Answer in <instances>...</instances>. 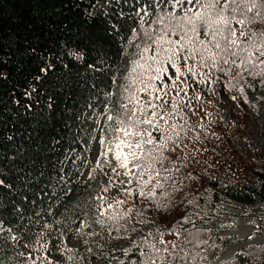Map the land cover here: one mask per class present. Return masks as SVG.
Instances as JSON below:
<instances>
[{"label":"snow or ice","instance_id":"obj_1","mask_svg":"<svg viewBox=\"0 0 264 264\" xmlns=\"http://www.w3.org/2000/svg\"><path fill=\"white\" fill-rule=\"evenodd\" d=\"M127 2L132 13L141 22L138 25L139 31L132 29L134 41L138 40L140 43L133 44L138 51L135 53L137 58L132 60L131 79L139 85L136 92L143 93L144 96L141 98L132 93L128 99L134 102L133 108L122 105L127 109L122 115L106 116L112 123L105 129L104 138L99 141L103 150L98 153L96 167H100L102 159L113 174L100 189L102 192L107 193L110 188L119 185L118 194L123 193L128 198L139 196L150 204L143 210L134 205L133 208L121 212L117 209L126 204L127 199H115L114 203L107 204L105 197L96 195L94 199L102 203L95 205V219L89 222L87 214L84 215L75 229L77 238L98 236V232L85 231L91 229L93 223L104 229L111 222L112 227L119 225L115 227L116 231L123 229L127 232L128 228L120 225V221L132 219L133 211L137 217L142 218L138 223L157 224V218L163 220L164 214L172 210L174 204L168 194L162 193L158 198L157 190H163L171 173L179 171L177 161L180 158L173 156L180 147L178 141L183 126L169 122L176 116L184 118L181 115V106L190 107L191 101L187 94L189 90H193L194 83L208 84L214 70L235 80L236 83L231 88L242 95H246V88L253 92L264 91V0ZM132 18L129 15V19ZM121 19L123 13H120L116 23L103 29L106 36L118 33L124 27L120 24ZM145 23L154 27L148 30L144 28ZM118 24L120 27H117ZM83 40L94 45L97 53L95 57L91 56L87 45L82 41L59 44L55 51L30 46L24 50L22 59L13 61L16 65L15 71L22 75L26 72V75L23 83H14L9 92L15 111L6 110L13 112L12 121L4 122L0 117V123H3L0 128V161L4 162L0 163V236H3L5 242L11 241L15 248L20 249L15 253L19 258L17 264H65V254L70 264L77 258L76 252L80 246L87 253H92L87 239H81L79 245L69 247L66 234L61 232L57 235L53 225L47 221L41 225L39 232L34 233L29 227L33 224V217H41L43 208L29 215L25 206L35 208L37 201L43 204L46 197L51 201L57 194V188L67 196L72 191L69 187L71 175L70 170L65 171L64 161H59V167L54 166L53 173L48 175L49 182L37 191L33 186L40 185L41 178L45 177V170L44 167L34 169L37 161L28 153H38L40 146L37 144L34 149L26 147L24 141L31 144L33 133L27 129L21 131L22 124L20 128L16 125L18 118L29 117L41 103L44 105L41 112L46 108V119L51 122L56 112V94L62 91L61 87L50 83V78L57 76V73L82 67L95 76L105 74L111 69V65L104 58V39L100 36H85ZM8 47L11 48V45ZM0 53V83H12L11 72L5 71L9 61L4 57L15 53L4 52L2 48ZM218 79L219 77L216 78ZM216 80L212 82L215 83ZM92 86L95 87V84ZM124 90L129 91L127 87ZM194 98L199 102V93ZM232 99L235 100L236 97L233 96ZM58 143L59 140L53 137V149ZM166 162L171 164L170 168L164 167ZM162 171L164 175L161 174ZM88 179L94 180L95 176L90 173ZM53 180L56 181L55 184L51 183ZM126 183L128 187H124ZM133 183L136 188L131 187ZM172 187L175 193L181 191L176 185ZM48 189H52L51 194ZM188 203L191 204L192 201ZM9 208L10 214L18 222L13 227L5 228L3 213ZM146 212L154 215L148 216ZM25 219L27 224L24 223ZM7 222L11 224V220ZM36 223L39 224V220ZM183 223H192L195 226L188 216L177 221V225ZM132 231L136 229L133 228ZM155 233L161 246L148 243L149 250L144 251L136 245L138 259L133 264H194L199 253L193 255L185 247H178L177 243L164 240L165 233L159 226ZM169 234H173L171 230ZM174 234L179 237L181 232L176 231ZM148 235L151 236L152 232ZM196 236V233L188 232L184 237V244H192ZM121 251L125 256L129 255L128 249ZM245 256L243 250L234 251L232 254L233 258ZM80 260L85 261L88 258L80 257ZM242 264H247V260L242 259ZM261 264H264V260Z\"/></svg>","mask_w":264,"mask_h":264},{"label":"trees","instance_id":"obj_2","mask_svg":"<svg viewBox=\"0 0 264 264\" xmlns=\"http://www.w3.org/2000/svg\"><path fill=\"white\" fill-rule=\"evenodd\" d=\"M95 3V0H0V48L4 52L15 53L4 57L9 61L5 71L11 72L12 80V83H0V117L4 122H11L13 119V112L6 109L15 111L9 92L14 83H23L26 75V72L22 75L15 71L16 65L13 61L22 59L24 50L30 46L55 51L59 44L65 42L75 44L83 41L91 56L95 57L97 53L94 45L84 41L83 38L100 36L104 39V58L111 65L108 72L95 76L82 67L57 73L59 79L54 76L50 78V83H55L62 88V91L56 94V112L51 122L46 119L47 109L45 108L43 112L40 110L44 108L43 103L39 108L34 109L29 117H20L16 120L17 128L22 124L21 131L27 129L33 133V142L29 144L25 140V146L29 149H34L37 144L40 146L38 153H28L37 161L34 169L39 170L44 167L45 170V177L41 178L40 185L33 187L39 191L43 184L48 183V175L53 173L54 166L59 167V161H64L65 171L70 170L71 175L69 187L72 191L67 196L57 188V194L51 198V201L46 197L43 204L38 200L35 208L25 206L29 215L43 208L41 217H33V224L29 225L34 233L39 232L41 225L47 221L53 225L57 235L63 232L68 239L80 225L85 214L89 222L95 219L93 215L95 205L102 203L94 199L96 195L105 197L107 204L114 203L115 199H127V203L117 209L121 212L133 208L134 205L143 210L150 204L139 196L128 198L123 193L119 198H115L113 193L116 188H110L107 193L102 192L100 189L113 174L102 159L99 168L96 167L98 159L95 164H90L87 150L83 145L86 119H97L101 140L104 138L105 129L112 123L106 119V116L122 115L127 111L122 105L133 108L134 102L128 99L132 93H136L141 98L144 96L143 93L136 92L139 85L133 83L131 79L132 60L137 58L135 53L138 51L133 44L140 43L138 40L134 41L132 29L139 31L140 20L132 13L127 0H121L106 15L90 16ZM120 13H123L120 24L124 27L118 33L106 36L103 29L116 23ZM129 15L133 18L129 19ZM117 27L120 25L118 24ZM151 27L154 26L144 24V28L148 30H151ZM8 45H11V48ZM213 80L216 82L213 83ZM235 83L236 81L231 80L230 77L213 70L208 84L194 83L193 90L188 91L190 107L181 106V115L184 118L180 119L176 116L169 122L183 126L178 141L180 147L173 156L180 158L177 161L179 171H173L169 180L165 182L164 189L157 190V197L160 198L162 193H167L174 207L164 214L163 220L157 218L156 227L159 226L164 231V240L177 243L178 247H185L193 255L199 253L194 264H207L208 255L217 248L215 245L217 241L213 239L212 232L206 229L205 221L202 219L215 217L222 208H227L233 203L251 207L257 216H264V150L253 152L247 149L242 152L234 142L235 126L226 124L219 109L224 98L233 100L232 97L235 96L239 106L236 103L234 105L241 112L244 131L247 132L250 129L249 107L264 103V91L253 92L246 88V95H242L231 88ZM93 84L95 87L92 86ZM126 87L129 89L128 92L124 90ZM197 93L200 96L199 102L194 98ZM2 127L3 123H0V128ZM154 135L159 134L154 133ZM53 137L59 140L54 149ZM102 150L101 144L100 151ZM0 163L4 162L0 161ZM164 167L170 168L171 164L166 162ZM106 170L110 171V175ZM90 173L95 176L94 180L88 179ZM33 174L35 175V171ZM161 174L165 173L162 171ZM51 183L55 184L56 181L53 180ZM152 183L154 184L155 181ZM173 185L181 191L173 192ZM131 187L136 188V184ZM47 191L51 194L52 189ZM189 201L192 203L189 204ZM5 202L7 203V198ZM108 211L111 213V210ZM3 215L5 228L13 227L18 222L17 218L10 214V208ZM146 215L154 214L146 212ZM183 216H188L194 221L195 226L193 227L192 223L177 225V221ZM132 217L120 221V225L128 228L127 232L123 229L116 231L115 227L119 225L112 227L111 222H108L104 229L94 223L91 229H85L86 232L100 233L98 236H90L91 242L88 247L92 249V253H87L81 246L79 262L75 260L70 264H88L89 261L91 264L93 258L102 255L106 250H113L125 238L136 237L137 245L144 251L149 250L148 243H157L160 247L156 233L154 236H149V232L146 231L149 224L138 223L137 221L142 218L137 217L135 211ZM8 220H11V224L7 222ZM37 220L39 224L36 223ZM24 223H28L27 219ZM133 228L136 231H132ZM169 230L173 234H169ZM176 231L181 232L179 237L174 234ZM188 232L196 233L197 236L192 244L185 245L184 237ZM17 250L20 249L15 248L11 241L5 242L3 236H0V264H17L19 260L15 256ZM243 252L246 254L244 258H231L223 264H242V259H246L247 264H261L264 260V246L249 247ZM80 257H87L88 260L82 261ZM137 259L138 252L134 247L127 256L119 253L115 257H108L106 264H133ZM65 264H69L66 259Z\"/></svg>","mask_w":264,"mask_h":264},{"label":"rangeland","instance_id":"obj_3","mask_svg":"<svg viewBox=\"0 0 264 264\" xmlns=\"http://www.w3.org/2000/svg\"><path fill=\"white\" fill-rule=\"evenodd\" d=\"M121 0H95V4L92 6L90 13L100 15L101 13H110L112 9ZM239 102L224 98L219 105V109L222 118L226 124H233L234 128V142L236 146L245 152L247 149H251L256 152L260 149L264 150V103L249 107V131H244L243 118L239 108H235L234 104ZM84 137L83 145L87 150L88 162L95 164L98 159V153L101 150L100 135L97 119L85 120L84 123ZM244 131V132H242ZM94 137V138H93ZM255 157V156H254ZM256 158V157H255ZM106 173L110 175V171L106 170ZM184 177V174H183ZM134 183L131 185L133 186ZM126 183L124 187H128ZM119 185L116 187L113 196L119 198L122 193H119ZM205 221V227L213 234V239L217 241L216 250L208 255L207 264H223L226 260L233 258L232 255L220 260L219 256L222 252H229L233 249L240 248L246 250L253 246H264V216H257V213L248 206L241 205L239 203H233L227 208H222L220 213L215 217L208 219H202ZM259 226V227H257ZM156 224H149L146 231L152 232V236L155 234ZM249 237H252L249 239ZM81 239H87L91 242L90 236H84L77 238L75 232L69 236L67 240L69 247L79 245ZM137 238H125L117 244L113 250H106L102 255L96 256L92 259L91 264H106V260L110 256H117L119 253H123L121 250L126 248L128 252L136 247ZM81 247V246H80ZM77 249L75 259L79 262V251ZM67 254H65L66 259ZM74 260V261H75Z\"/></svg>","mask_w":264,"mask_h":264},{"label":"bare ground","instance_id":"obj_4","mask_svg":"<svg viewBox=\"0 0 264 264\" xmlns=\"http://www.w3.org/2000/svg\"><path fill=\"white\" fill-rule=\"evenodd\" d=\"M239 249H240V248H237V247H236L235 249H233V250H231V251H229V252H222V253L220 254V256H219L220 260H223V259L229 257L230 255L233 254L234 251L237 252V250H239Z\"/></svg>","mask_w":264,"mask_h":264}]
</instances>
